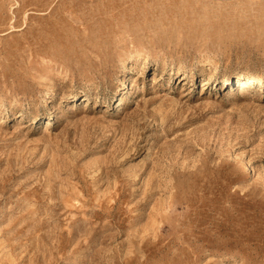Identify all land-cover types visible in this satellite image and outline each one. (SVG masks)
<instances>
[{
	"label": "rangeland",
	"instance_id": "1",
	"mask_svg": "<svg viewBox=\"0 0 264 264\" xmlns=\"http://www.w3.org/2000/svg\"><path fill=\"white\" fill-rule=\"evenodd\" d=\"M0 264H264V0H0Z\"/></svg>",
	"mask_w": 264,
	"mask_h": 264
},
{
	"label": "bare ground",
	"instance_id": "2",
	"mask_svg": "<svg viewBox=\"0 0 264 264\" xmlns=\"http://www.w3.org/2000/svg\"><path fill=\"white\" fill-rule=\"evenodd\" d=\"M248 81V80H247ZM246 82V80H239L238 83Z\"/></svg>",
	"mask_w": 264,
	"mask_h": 264
}]
</instances>
